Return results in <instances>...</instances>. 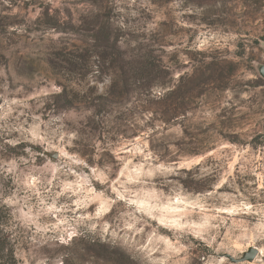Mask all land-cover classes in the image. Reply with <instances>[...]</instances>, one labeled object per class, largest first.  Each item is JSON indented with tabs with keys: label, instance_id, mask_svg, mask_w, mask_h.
<instances>
[{
	"label": "rangeland",
	"instance_id": "374dc122",
	"mask_svg": "<svg viewBox=\"0 0 264 264\" xmlns=\"http://www.w3.org/2000/svg\"><path fill=\"white\" fill-rule=\"evenodd\" d=\"M262 65L264 0H0L18 264H264Z\"/></svg>",
	"mask_w": 264,
	"mask_h": 264
},
{
	"label": "trees",
	"instance_id": "16d2710c",
	"mask_svg": "<svg viewBox=\"0 0 264 264\" xmlns=\"http://www.w3.org/2000/svg\"><path fill=\"white\" fill-rule=\"evenodd\" d=\"M3 218L2 208L0 207V227L6 224ZM9 243L6 236L1 237L0 235V264H18L14 250Z\"/></svg>",
	"mask_w": 264,
	"mask_h": 264
},
{
	"label": "water",
	"instance_id": "95a60500",
	"mask_svg": "<svg viewBox=\"0 0 264 264\" xmlns=\"http://www.w3.org/2000/svg\"><path fill=\"white\" fill-rule=\"evenodd\" d=\"M259 74H260V77L264 80V65L259 67ZM254 257H255V251L250 259L253 260Z\"/></svg>",
	"mask_w": 264,
	"mask_h": 264
}]
</instances>
